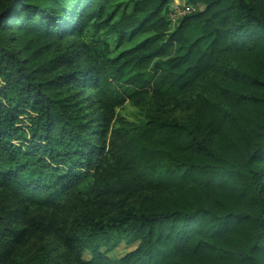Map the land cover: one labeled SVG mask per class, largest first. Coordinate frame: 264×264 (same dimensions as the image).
I'll use <instances>...</instances> for the list:
<instances>
[{
    "label": "trees",
    "instance_id": "1",
    "mask_svg": "<svg viewBox=\"0 0 264 264\" xmlns=\"http://www.w3.org/2000/svg\"><path fill=\"white\" fill-rule=\"evenodd\" d=\"M171 2L0 0V264H264V0Z\"/></svg>",
    "mask_w": 264,
    "mask_h": 264
},
{
    "label": "rangeland",
    "instance_id": "2",
    "mask_svg": "<svg viewBox=\"0 0 264 264\" xmlns=\"http://www.w3.org/2000/svg\"><path fill=\"white\" fill-rule=\"evenodd\" d=\"M126 1V0H122ZM181 3L183 5H187L185 0H181ZM189 6V5H187ZM193 10H195L193 8ZM104 39L107 40V43L111 46V49L113 51V55H117L120 51L115 49V39L114 36L111 34H107L103 36ZM142 38V37H141ZM141 38H137L135 40H131L130 37H127V39L124 42V45L122 46L121 50L128 49L135 45ZM118 113V119L120 120H125L127 122L131 123H136L139 124L143 122L144 120V113L139 109L136 108L134 105L131 103H126L121 109L117 111ZM178 117L185 118L186 113L185 112H180L177 114ZM128 204V203H126ZM133 247H128L126 245H121L115 252H113L112 257L114 258H120L123 257L127 252L132 250Z\"/></svg>",
    "mask_w": 264,
    "mask_h": 264
},
{
    "label": "built area",
    "instance_id": "3",
    "mask_svg": "<svg viewBox=\"0 0 264 264\" xmlns=\"http://www.w3.org/2000/svg\"><path fill=\"white\" fill-rule=\"evenodd\" d=\"M169 19L172 25H177L178 22L193 11V7L183 5L181 0H172L169 6Z\"/></svg>",
    "mask_w": 264,
    "mask_h": 264
}]
</instances>
